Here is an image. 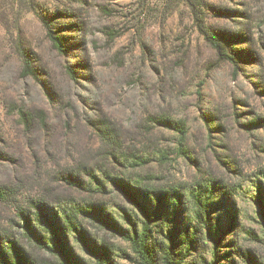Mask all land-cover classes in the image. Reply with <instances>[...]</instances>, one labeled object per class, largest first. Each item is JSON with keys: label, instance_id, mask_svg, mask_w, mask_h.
<instances>
[{"label": "rangeland", "instance_id": "obj_1", "mask_svg": "<svg viewBox=\"0 0 264 264\" xmlns=\"http://www.w3.org/2000/svg\"><path fill=\"white\" fill-rule=\"evenodd\" d=\"M20 110L43 120L28 130ZM137 175L177 194L176 226L193 221L189 190L213 192L220 243L187 262L264 264V0H0V252H32L46 214L88 204L74 257L136 264L94 218L143 219L109 183Z\"/></svg>", "mask_w": 264, "mask_h": 264}, {"label": "trees", "instance_id": "obj_2", "mask_svg": "<svg viewBox=\"0 0 264 264\" xmlns=\"http://www.w3.org/2000/svg\"><path fill=\"white\" fill-rule=\"evenodd\" d=\"M48 37L53 48L59 54L65 55L67 50L62 39L50 32ZM220 40V37L208 38L212 47L218 52L220 59L235 63L233 58L229 57L224 51ZM238 41H240L238 38H234V42ZM69 74L72 75V72H69ZM43 115L41 111H19L20 122L28 130L32 129L36 119L43 120ZM143 165L131 164L130 167H143ZM90 181L91 185L105 188V185L99 182L97 178L92 177ZM109 183L118 194L140 212L143 219L132 224L131 218L127 217L130 225L129 232L120 227L112 226L100 218L94 219L104 229L112 231L115 236L130 245L136 257V264H191L187 262V258L196 252L203 255V250L207 247L206 242L215 248L220 243L218 239L223 234L224 226H220L214 218L218 206L213 200V192L207 195L203 191L189 190L188 197L193 204V221L186 226H176L174 222L177 219L175 207L179 198L177 194L151 186L148 178L138 175L134 180L137 189H134L128 183H124L120 178ZM4 199L5 192L0 189V200ZM90 207H88V204L73 203L66 206L61 215L58 213L54 215L51 213L46 214L47 221L43 227L35 228L39 234L30 233L29 238L34 244V250L31 252L23 244L15 242L7 251L0 252V264H45L44 258L47 257L56 259L59 264H85L74 257L71 249L66 244L65 237L70 232L82 231L84 222L81 217H89ZM32 228L33 226H31ZM228 253L224 255L225 258L229 256ZM216 258L217 251H214L210 264H216ZM249 263H251V260H249ZM97 264L116 263L99 258Z\"/></svg>", "mask_w": 264, "mask_h": 264}]
</instances>
